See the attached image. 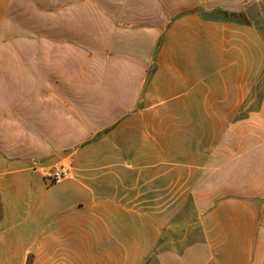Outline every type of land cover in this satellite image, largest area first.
Listing matches in <instances>:
<instances>
[{
  "label": "crops",
  "instance_id": "0c3cea01",
  "mask_svg": "<svg viewBox=\"0 0 264 264\" xmlns=\"http://www.w3.org/2000/svg\"><path fill=\"white\" fill-rule=\"evenodd\" d=\"M258 3L0 0V264H264Z\"/></svg>",
  "mask_w": 264,
  "mask_h": 264
},
{
  "label": "rangeland",
  "instance_id": "374dc122",
  "mask_svg": "<svg viewBox=\"0 0 264 264\" xmlns=\"http://www.w3.org/2000/svg\"><path fill=\"white\" fill-rule=\"evenodd\" d=\"M248 1L249 0H240V3L243 4L247 3ZM241 20L254 24L264 23V5L262 3L255 4L250 10L247 11V13L244 15V18Z\"/></svg>",
  "mask_w": 264,
  "mask_h": 264
},
{
  "label": "built area",
  "instance_id": "2783aa9c",
  "mask_svg": "<svg viewBox=\"0 0 264 264\" xmlns=\"http://www.w3.org/2000/svg\"><path fill=\"white\" fill-rule=\"evenodd\" d=\"M44 177L50 184H58L63 179L69 176V170L65 166H60L55 169H48L43 171Z\"/></svg>",
  "mask_w": 264,
  "mask_h": 264
}]
</instances>
